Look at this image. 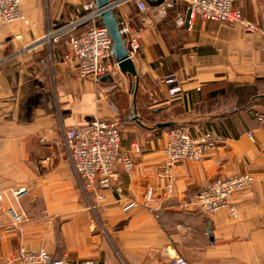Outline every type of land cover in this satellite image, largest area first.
Segmentation results:
<instances>
[{"label":"crops","instance_id":"crops-1","mask_svg":"<svg viewBox=\"0 0 264 264\" xmlns=\"http://www.w3.org/2000/svg\"><path fill=\"white\" fill-rule=\"evenodd\" d=\"M143 1V14L134 3L118 12L139 30L136 85L119 71L98 83L80 78L74 63L62 64L64 41L36 44L84 0H35L21 7L27 24L0 21V264L22 246L66 264H159L175 256L188 264H264V122L256 119L264 116V0L234 3L253 34L201 21L187 30L174 24L173 11ZM95 119L118 124L120 155L133 163L129 171L115 164L103 201L81 185L63 140L66 129ZM160 123L217 139L201 163L178 164L170 185L157 176L167 132L155 128ZM244 173L254 182L233 194L236 218L189 205L206 182Z\"/></svg>","mask_w":264,"mask_h":264},{"label":"built area","instance_id":"built-area-1","mask_svg":"<svg viewBox=\"0 0 264 264\" xmlns=\"http://www.w3.org/2000/svg\"><path fill=\"white\" fill-rule=\"evenodd\" d=\"M32 1L35 0H0V21L9 24L21 21L27 24L21 7L24 3ZM154 1L163 9L174 12L173 22L177 27L190 30L195 21H201L237 25L250 34L257 32L256 26L245 21L234 6L235 0ZM129 3L135 4L139 14L146 11L143 0H110L103 9H97L94 0H84V3L75 9L76 16L73 19L47 29L36 44L48 47L64 41L67 48L62 64L74 63L80 78L98 83L101 79L112 77L118 71L112 55V42L107 30L102 25H97V22L100 21V13L104 10H110L116 15L118 31L124 41L128 58L133 60L140 49L139 30H134L127 21L118 16L122 6ZM180 5L184 7V13L179 11ZM261 52L264 66V43ZM256 119L258 122H264V116H257ZM247 137L252 140V133L248 132ZM63 140L74 174L84 188L94 191L97 201L104 200L102 191L111 189L112 181L116 178V163H121L125 171H129L133 166L130 157L120 155V130L114 121L95 119L86 126L66 129L63 132ZM216 143L217 139L213 134L204 133L192 137L184 127H171L165 133L162 161L158 165L157 176L170 185L174 179L172 170L178 164L185 161L201 163ZM130 148L133 154H139L140 148L137 144H131ZM253 182L254 177L249 173L208 181L189 199V205L205 216L225 210L236 218L238 210L231 202L232 196ZM115 190L120 192L119 187ZM13 194L19 199L25 195V191L21 188ZM149 200L150 195L146 199V206ZM123 205L136 207L138 204L126 201ZM8 212L13 224L20 222L19 215L12 210ZM11 261L21 264H66L62 258H52L44 249L27 250L23 247L9 260H3L2 264H9ZM159 264L188 263L175 256Z\"/></svg>","mask_w":264,"mask_h":264},{"label":"water","instance_id":"water-1","mask_svg":"<svg viewBox=\"0 0 264 264\" xmlns=\"http://www.w3.org/2000/svg\"><path fill=\"white\" fill-rule=\"evenodd\" d=\"M110 0H94L95 7L97 9H103L107 6ZM99 20L101 25L107 30V33L112 42V55L117 63V69L122 75L128 76L130 79L134 78L136 85V72L133 61L128 58L127 51L125 49L124 41L118 31L116 15L110 10H104L100 13ZM135 92V91H134ZM135 114V110H133ZM136 116V115H135ZM136 118V117H134ZM173 123H160L156 124L155 128L163 129L172 127Z\"/></svg>","mask_w":264,"mask_h":264},{"label":"rangeland","instance_id":"rangeland-1","mask_svg":"<svg viewBox=\"0 0 264 264\" xmlns=\"http://www.w3.org/2000/svg\"><path fill=\"white\" fill-rule=\"evenodd\" d=\"M231 26L239 27V26H237V25H231ZM256 92H257V91H256ZM20 222H21V221H20ZM20 222H19V223H20ZM19 223H18V224H19ZM22 247H23V246H22ZM19 248H20V247H19ZM19 248H18V249H19ZM23 248L26 249L25 247H23ZM27 250H28V249H27ZM17 251H18V250H17ZM12 255H14V254H11V255L9 256V259H10V257H12ZM9 259H8V260H9ZM5 260H7V259H5ZM10 263H14V261L9 262V264H10ZM17 263H19V262H17ZM19 264H21V263H19Z\"/></svg>","mask_w":264,"mask_h":264},{"label":"trees","instance_id":"trees-1","mask_svg":"<svg viewBox=\"0 0 264 264\" xmlns=\"http://www.w3.org/2000/svg\"><path fill=\"white\" fill-rule=\"evenodd\" d=\"M97 25H101L100 21L97 22ZM137 122L139 123L140 121L137 120ZM139 125H140V123H139ZM174 127H178V126H174ZM169 128H170V127H168V128H163V129H164V130H168Z\"/></svg>","mask_w":264,"mask_h":264}]
</instances>
